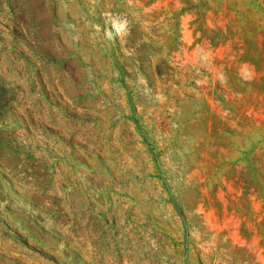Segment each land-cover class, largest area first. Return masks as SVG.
<instances>
[{
	"label": "rangeland",
	"instance_id": "1",
	"mask_svg": "<svg viewBox=\"0 0 264 264\" xmlns=\"http://www.w3.org/2000/svg\"><path fill=\"white\" fill-rule=\"evenodd\" d=\"M58 141L113 179L103 247L264 264V0H0V264H107L46 200Z\"/></svg>",
	"mask_w": 264,
	"mask_h": 264
},
{
	"label": "bare ground",
	"instance_id": "2",
	"mask_svg": "<svg viewBox=\"0 0 264 264\" xmlns=\"http://www.w3.org/2000/svg\"><path fill=\"white\" fill-rule=\"evenodd\" d=\"M69 131V132H68ZM68 137H72L77 141H81L82 136L76 135L75 130H68ZM81 132V131H80ZM24 139L21 137V141H23L24 145H28V138L26 135H23ZM79 139V140H78ZM28 141V142H27ZM63 141H58L57 147H55V151L60 153V157H55L56 154L52 149L47 148L49 150V154L47 155L49 163H55L56 166L61 169V171L57 172L54 181L50 184L46 189V200H61L63 199V209L64 212H67L71 215L70 219H67V226L64 227L65 234L70 236L73 235V238L76 239V232H81L79 235L81 239L85 241L90 246V249L93 250L103 248L105 251L101 254H104L105 260L103 258H98L96 261H105L107 264H126L130 262L131 264L134 262L137 253L139 252V237L133 236V234L125 231L123 235L114 239V244L103 247L101 243H99L100 238L97 236L100 233H97L98 229H102V225L98 223V228L94 229L92 225H87V220L91 219L90 214V206L93 204L100 211H103L106 208H109L112 204L110 198L113 197V204L117 209L118 217H122L121 211L118 212L120 207V200L118 195L108 193L107 189L113 187L111 175L107 172L103 171V164L99 163V161L92 159L88 154L87 150L82 146H78L77 150H72L67 146H62ZM77 147V146H76ZM40 158L44 156L41 152L37 154ZM78 164L76 168L73 167V164ZM92 167H96L97 171L93 173ZM63 180H67V184L70 183V180L74 181L75 187L72 188L71 191L64 189ZM132 185V184H131ZM131 190L134 192L135 186H130ZM118 191H123L119 190ZM58 197V198H57ZM92 197V198H91ZM91 198V199H90ZM105 204V206H104ZM80 210L83 211L79 214H75V211ZM120 210V209H119ZM39 215V213L37 214ZM12 219V215H10ZM20 218H22L20 216ZM104 218V217H103ZM10 219V220H11ZM111 220V219H110ZM12 221V220H11ZM10 221V223H11ZM85 224H84V223ZM14 227V226H13ZM82 230V231H81ZM135 238V239H134ZM145 241H141V246ZM55 248H58L61 251L67 252L65 249L59 247V245H55ZM125 248L128 249L127 252H124ZM18 251L23 252V248L17 247ZM70 253V251H68ZM36 259L35 256H32L30 260ZM94 260L91 256L88 257L86 262H91ZM95 261V262H96Z\"/></svg>",
	"mask_w": 264,
	"mask_h": 264
}]
</instances>
